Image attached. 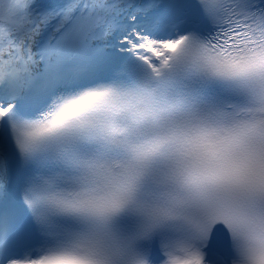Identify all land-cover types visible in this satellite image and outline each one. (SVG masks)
<instances>
[{"label": "snow or ice", "instance_id": "6c2138e0", "mask_svg": "<svg viewBox=\"0 0 264 264\" xmlns=\"http://www.w3.org/2000/svg\"><path fill=\"white\" fill-rule=\"evenodd\" d=\"M0 264H264V0H0Z\"/></svg>", "mask_w": 264, "mask_h": 264}]
</instances>
